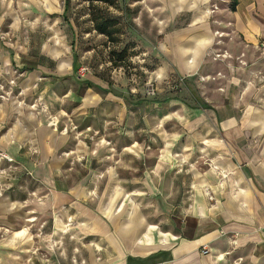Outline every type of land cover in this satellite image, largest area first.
Masks as SVG:
<instances>
[{
  "label": "crops",
  "instance_id": "0c3cea01",
  "mask_svg": "<svg viewBox=\"0 0 264 264\" xmlns=\"http://www.w3.org/2000/svg\"><path fill=\"white\" fill-rule=\"evenodd\" d=\"M158 2L154 4L164 19L174 20L184 9V22L191 20L185 40L172 52L176 70L182 71L180 62L187 63L189 52L195 54L189 46L194 37L213 36L211 42L199 45L193 72L202 49L215 42L218 32L212 31L211 24L195 25L200 10L193 0ZM224 10L226 34L250 57L249 77L246 72L243 94L226 95L233 103L229 107L211 105L200 92L201 96L191 93L194 101L196 96L208 105L201 108L195 102L197 109L211 111L215 122L208 130L204 127L196 148L189 140L173 138L164 146H154L146 158H137L123 151L125 137L113 135L116 132H103L108 142L94 138L88 127L75 139L58 131V113L55 128L46 124L53 154L40 157L24 143V134L37 133L49 116L24 117V124L4 132L13 114L7 104H0V151L13 158L10 163L1 159L0 164L25 171L28 176L20 185L37 184L33 197L13 206L0 199V264H264V87L258 88L263 80L251 72L258 67L257 59L264 58V49L256 47L264 41V22L253 15L256 10L264 12V0H238L235 11ZM2 27L6 29L0 40V72L17 66L23 92L30 96L35 92L32 85L38 86V96L48 109L47 103L55 102L65 111L68 102L78 100L75 88L82 83L72 77L78 57L65 0H0V33ZM259 66L264 74V61ZM227 81L228 87L239 86L243 78L234 75ZM85 84L80 108L108 98V93L114 95L94 77ZM218 84L214 81L212 86ZM114 96L123 99L122 94ZM240 103L243 106L237 109ZM124 117L121 111L120 119ZM73 120L68 115L62 121L68 125ZM69 138L72 145L61 150ZM206 153L210 161L204 166ZM78 154L85 160L79 164ZM135 154L141 156V149ZM178 161L187 163V172L175 171ZM65 163L69 171L63 168ZM5 180L6 190L21 187L17 178ZM32 216L35 222L27 220ZM68 217L73 219V233L67 235ZM43 220L48 221L40 234ZM58 238L61 246L53 243ZM204 244L210 248L207 255L200 252Z\"/></svg>",
  "mask_w": 264,
  "mask_h": 264
},
{
  "label": "rangeland",
  "instance_id": "374dc122",
  "mask_svg": "<svg viewBox=\"0 0 264 264\" xmlns=\"http://www.w3.org/2000/svg\"><path fill=\"white\" fill-rule=\"evenodd\" d=\"M156 1L159 0H69L67 18L74 31L73 42L76 45L78 57V66L72 77L77 83H82L75 88L79 96L78 100L70 104L68 102L65 111H60L55 102L50 103L51 105L47 103L49 109L48 107L43 108L44 101L38 96V86L33 84L31 88L35 89V92L27 96L21 91L22 87L17 82L18 67L13 66L9 71L3 69L0 72V95H5L6 91H10L23 105V114L15 117L14 105L9 99L0 98V104H7L13 114L12 121L3 131L7 132L15 124L18 125V120L23 123L24 117L33 118L27 115L26 105L35 104V116L45 113L47 114L46 119L49 116L48 122H43L45 126H40L37 133L28 134L26 132L23 140L27 146L34 149L36 154H40V157L53 154L55 146L52 143V134L48 135L50 128H47L46 124H49L58 113L61 114L58 131L64 130L67 135L75 139L77 132L88 127V132L96 136L94 138H105L108 142L110 140L104 137L103 132L106 130L109 133L116 132L118 134L113 135L125 137L122 141L126 146L123 151L127 155L141 159L154 146H164L173 138L179 142L189 140L195 148L201 145V138L206 129L208 130L215 123L214 116L211 111L197 109L191 93L203 95L201 98L209 99L208 102L211 105L231 106L233 103L227 100L226 95L243 94L246 87L244 78L246 72L247 76L250 72V57L244 54L243 49L233 44L229 34H226L228 24L224 23V14L227 10L224 9H230L231 0H210L204 5H201V1L194 0L199 10L205 6L213 10L209 15L199 19L195 25L211 24L212 31L216 30L218 33L215 34V42L202 49L203 53L199 57L197 68L190 72L196 67L197 53L200 52L198 51L199 45H202L204 41L211 42L213 39L211 35H205L207 38H202L205 37L203 35L194 37L193 44L189 46L195 49V54L189 52L185 57L187 63L190 59L192 62L188 63L190 65L187 63L184 65L181 60L180 66L183 72L179 68L176 70L172 52L175 51L178 42L185 40L184 31L191 27V20L184 22V9L174 20L164 19V16H159L157 12L158 5L154 4ZM16 14L14 17H18ZM253 15L264 22L263 10L253 11ZM13 20L12 17L11 21ZM96 24H106L111 34L107 36L98 33L95 29ZM5 29L2 27L0 40L5 37L3 34ZM176 34L180 37H175ZM199 38L201 39L198 40ZM256 47L260 48V51L264 49V41H258ZM257 60L258 67H253L251 72L262 78L263 85L258 87L261 89L264 87V74L259 65L264 58ZM82 67H86L87 71L80 73ZM234 75L243 78L242 84L228 87L227 79ZM11 76L15 79V84L9 86ZM93 77L104 82L106 88L114 95L122 94L123 99L114 95L113 97L108 93V98H103L93 106L80 108L87 88L85 83ZM214 81H220L221 84L213 87ZM167 98H176L177 101H169ZM242 106L240 103L237 109H241ZM121 111L125 112L124 120L120 119ZM68 115L74 120L65 125L62 120L63 118L68 119ZM49 127L55 128L50 124ZM204 127L207 128L204 129ZM72 141L69 138L61 150L68 149ZM130 146H133L132 149H127ZM138 148L141 149V156L135 154ZM82 156L81 154L76 156L75 161L78 164L85 161ZM209 161L206 153L204 166ZM178 162L180 165H177ZM178 162L175 171L187 172L189 168L187 163ZM146 164L148 166V161ZM69 166V163H65L63 168L69 171ZM0 169H5V173H2L0 177V199H4L10 206H13V202L20 200L19 197L24 194L26 197L34 196V190L29 191V188L35 187L37 185L35 182L27 187L20 185L23 183L22 178L28 176L23 169L16 166L10 167L8 164H0ZM77 169L83 168L78 166ZM141 171L138 173L140 174ZM79 172L82 173V170ZM5 177L17 178V185L21 187L18 186L15 189L17 186H12L6 190ZM71 233H73L72 230H69L64 234Z\"/></svg>",
  "mask_w": 264,
  "mask_h": 264
},
{
  "label": "built area",
  "instance_id": "2783aa9c",
  "mask_svg": "<svg viewBox=\"0 0 264 264\" xmlns=\"http://www.w3.org/2000/svg\"><path fill=\"white\" fill-rule=\"evenodd\" d=\"M196 1H201V5H204V4H206L207 1H210V0H196ZM205 7H207L210 10V13L213 12V10L210 9L208 6H205ZM202 8H204V7H202ZM210 13L205 14V16L206 15H209ZM86 71H87V68L86 67L80 68V73L81 72L84 73ZM8 84H9V86H12V85L15 84V79L13 78V76L10 77ZM1 88H2V86H1ZM21 91L23 92V89ZM0 98L2 100L9 99L10 100V103H12V105H14L15 117H19V116H21L23 114V105H22V102L19 99H15V97L13 96V94L10 91H6L5 92V95H0ZM26 107H27V110H28V114L27 115L30 116V117H34L35 114H36L35 113V111H36V105L35 104H33V105H26ZM45 107H46V105L43 104V108H45ZM52 119L53 120L49 124L52 125L53 127H55L57 125L56 117H53ZM18 125L19 126L22 125V122L20 120H18ZM82 158H83V156H82ZM1 159H5L7 162H13V158L10 157L8 154H6L3 151H0V160ZM2 173H5V169H0V177H1V174ZM205 191H207L208 192V195H209V191H208L207 188L205 189ZM209 197H211V196H209ZM30 218H34V219L33 220H29ZM27 220L30 221V222H35L37 220V218L35 216H32V217H29ZM67 220H68L67 223H70V224L67 225L68 226V231H69V230H71L70 228H71V225L73 223V219L71 221H69L70 219H67ZM45 223L46 222L43 220V221H41V223L38 226L39 227L38 228V232L40 234L43 233V230L42 229H43ZM53 235L51 234V240H52V236ZM55 235H59V234L55 233ZM229 242L231 244H233V242H234L233 237H231L229 239ZM53 243L55 245H60L61 246L62 245L61 238H58L55 241L53 240ZM200 252L203 255H207V254L210 253V248L208 247L207 244H204V245L201 246ZM73 261H75V259H73Z\"/></svg>",
  "mask_w": 264,
  "mask_h": 264
},
{
  "label": "trees",
  "instance_id": "16d2710c",
  "mask_svg": "<svg viewBox=\"0 0 264 264\" xmlns=\"http://www.w3.org/2000/svg\"><path fill=\"white\" fill-rule=\"evenodd\" d=\"M68 1L69 0H65V12H66V15H67V7H68ZM90 1H94V0H90ZM100 1H103V0H100ZM238 4V0H231L230 1V10L231 11H235L236 10V6ZM228 7V8H229ZM96 31H98V33L100 34H104V35H107L109 36L111 34V32L108 30V27H106V24H101V25H97L96 24V27H95ZM195 98V102L201 107V108H207L208 105L204 102H202L198 97L194 96ZM170 99H176V98H167V100H170ZM138 102H141V101H138ZM35 187H31L29 188V191H33ZM26 198V194L22 195L19 197V199H22L24 200Z\"/></svg>",
  "mask_w": 264,
  "mask_h": 264
},
{
  "label": "bare ground",
  "instance_id": "6f19581e",
  "mask_svg": "<svg viewBox=\"0 0 264 264\" xmlns=\"http://www.w3.org/2000/svg\"><path fill=\"white\" fill-rule=\"evenodd\" d=\"M194 1V0H193ZM194 3H195V1H194ZM207 13H210V10L207 8V7H204V8H202L201 10H200V12H199V14L197 15V17H196V20H199L200 18H202L203 16H205V14H207ZM192 62V59H190V60H188V63H191ZM177 165H180V163H178ZM208 193V192H207ZM34 218H30L29 220H33ZM68 219H70L69 221H71L72 220V217H68ZM68 221V220H67ZM68 224H70V223H67L66 222V224H65V228H67L68 229Z\"/></svg>",
  "mask_w": 264,
  "mask_h": 264
}]
</instances>
